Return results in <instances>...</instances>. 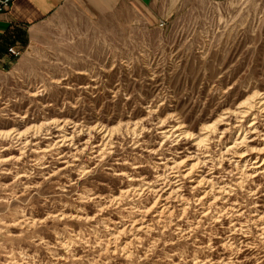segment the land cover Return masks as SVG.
Returning <instances> with one entry per match:
<instances>
[{"label": "rangeland", "instance_id": "1", "mask_svg": "<svg viewBox=\"0 0 264 264\" xmlns=\"http://www.w3.org/2000/svg\"><path fill=\"white\" fill-rule=\"evenodd\" d=\"M254 93L264 96V0H178L159 20L129 9L91 19L72 9L50 15L35 42L0 63V264H214L223 242L234 248L242 240L239 261L263 260L255 227L229 228L231 219L256 214L260 193L238 190L243 216H202L192 197L201 189L191 191L186 180V212L173 202L157 221L163 201L153 205L159 192L146 188L149 180L161 186L162 162L198 151L189 139L161 136V128L179 123L198 134L218 121L231 144L245 122L230 112ZM57 124L75 130L73 144H57ZM103 125L121 131L100 160ZM262 138L254 146L263 147ZM216 141L208 150L226 174ZM127 188L120 206L104 202ZM145 210L149 230L134 239L129 226Z\"/></svg>", "mask_w": 264, "mask_h": 264}, {"label": "bare ground", "instance_id": "2", "mask_svg": "<svg viewBox=\"0 0 264 264\" xmlns=\"http://www.w3.org/2000/svg\"><path fill=\"white\" fill-rule=\"evenodd\" d=\"M230 113L239 120L241 119V122H245V125L238 124V135L231 144L226 143L227 141H222L225 138L229 127L227 129L222 130L218 126V121L214 125H208L200 128V132L198 134L187 132L179 123L174 124L169 128H161V136L165 138L173 137V140H175L178 144L184 138L186 140L189 139L191 140L189 142L190 145L194 146L195 149H197L198 151L190 152L183 159L178 160L174 158L172 159V161L162 162L165 169L162 174L159 173L156 175V179L161 180L162 184L160 187L155 188V186L152 185V182H150V180L146 181L147 190H157L159 192L157 195V199L154 201L153 205H155L159 199H162L163 201L162 209L160 211L156 210V213L154 214L157 221H160L161 218H167V216H170L173 211L172 208H174L175 202L179 205V210L182 212V214L186 212L190 204L189 198L184 194V190H186V180H188L189 182L188 186L191 191L197 192L201 189L200 193H194L192 197H196L193 199L197 203L201 204L202 216L207 215L211 212L213 213L214 218L221 217L225 214H229L232 216H243V214L246 212V209L242 210L239 199H237L240 198L238 196V190L240 189L245 191L247 190L246 193H260V195L264 196V146L261 148L254 146V143L257 142V140L261 137H263L261 140H264V124H260V120L264 123V96L259 93H254L252 96L248 97L242 103V105H240L239 107H237L236 110ZM64 125H66V122ZM57 126H59L57 127V130L61 131V134L58 137L57 144L61 147L69 146L74 140L75 130H72L71 132L67 133L63 131L61 125L57 124ZM135 127L130 129L127 126V130L129 132L135 133L137 131ZM73 128L74 126L70 127V129ZM119 129L117 130L114 128H106V126L104 125L103 127H101L100 131L98 132L100 135L99 142L95 145L96 149L94 151L95 156L97 158L102 160V158L108 157V155L111 154V147H113V143L119 139L117 135L121 131ZM214 139H216L219 144H222L223 146L222 152L220 151L221 154L219 157V163L223 162L224 164H228L222 170V172H225L226 174H218V162L209 153L208 148L210 147V143H213ZM30 142L31 139H27L25 141V144H23V147L24 145H28ZM87 143L88 141L85 142V146L87 145ZM8 149L9 147L5 146L4 150ZM205 168H208L207 172ZM111 169L113 171H116L113 166L111 167ZM54 174H56V171H53L51 173L52 176ZM235 174L237 175V177L234 178L233 183L221 180L222 175H231L233 177V175L235 176ZM116 175L117 177L128 176L125 172H116ZM261 175L263 177L262 182L258 179V177ZM128 179L129 181L135 180V178L131 176ZM246 179L252 181V185L247 188L244 184ZM129 189H120L118 195H110L104 199V202H106V204L108 203L109 205L117 204L120 206L121 202H123L126 195L129 193ZM219 200H222L223 202H225V204H217ZM260 206L262 209L260 208L255 210L254 212H256V214L253 217L249 218V216H244L246 217L244 222H241L239 218L235 217V219H231L229 224L230 230L233 232L237 231L239 233L243 230V227L246 225L245 222H249L252 227L256 228L258 236L264 238V201ZM147 210L142 211V214H139L140 218L133 220L131 225L129 226V232H132L133 230L135 231V233H132L133 235H135L134 239H136L137 231L149 230V224L146 223V220L144 218L145 216H147ZM69 216L71 218H80L85 220L94 219H91L88 216H83L75 213L70 214ZM250 225H246L247 228H250ZM118 233L121 234V230ZM114 239L115 238L113 237V240ZM239 243L240 244L237 243L238 245L233 248L230 243L229 245H227L226 242H223L221 246L225 251L221 258L216 260L217 262L214 264H243L242 261H239L238 259L243 253L240 251L242 247L241 243H243V240L239 241ZM246 245L250 244L244 243V246ZM263 260L256 262V264H263Z\"/></svg>", "mask_w": 264, "mask_h": 264}, {"label": "crops", "instance_id": "3", "mask_svg": "<svg viewBox=\"0 0 264 264\" xmlns=\"http://www.w3.org/2000/svg\"><path fill=\"white\" fill-rule=\"evenodd\" d=\"M176 2L178 0H14L0 13V63L12 58L9 46L21 50L35 42L42 34L46 19L55 12L72 9L91 19L129 9L145 20H159Z\"/></svg>", "mask_w": 264, "mask_h": 264}, {"label": "built area", "instance_id": "4", "mask_svg": "<svg viewBox=\"0 0 264 264\" xmlns=\"http://www.w3.org/2000/svg\"><path fill=\"white\" fill-rule=\"evenodd\" d=\"M13 1L14 0H0V13L5 12ZM162 24L163 22H160V25ZM8 53L13 56H17L20 54V50L16 48L15 46H9Z\"/></svg>", "mask_w": 264, "mask_h": 264}]
</instances>
